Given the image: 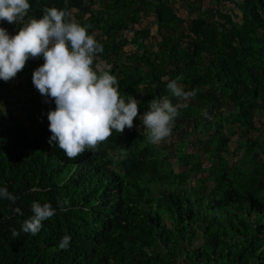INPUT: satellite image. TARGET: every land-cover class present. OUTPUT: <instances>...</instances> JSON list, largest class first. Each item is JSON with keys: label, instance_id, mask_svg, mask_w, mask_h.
<instances>
[{"label": "trees", "instance_id": "16d2710c", "mask_svg": "<svg viewBox=\"0 0 264 264\" xmlns=\"http://www.w3.org/2000/svg\"><path fill=\"white\" fill-rule=\"evenodd\" d=\"M29 3L26 19L40 18L45 7L90 12L89 5L100 3V12L76 21L89 34L108 35L96 62L111 66L121 94L140 101V114L164 95L186 104L179 119L190 120L197 141L205 135L212 143L204 149L208 169L193 185L196 155L175 147L181 169L174 172L166 154L147 142L137 118L132 129L113 132L97 151L69 159L47 142V112L55 109L54 101L41 96L32 80V91L20 99L23 85L43 64L42 57L30 58L16 75V93L9 87L16 77L0 80V103L26 121L5 124L0 111V187L17 197L14 204L0 199V264H264V201L255 196L264 190V139L244 135L264 114V0H241L237 19L210 9L182 27L167 0ZM188 7L192 11L193 3ZM147 8L158 37L148 46L137 41L142 29L135 27ZM0 27L14 35L20 25L0 21ZM120 30L132 31L135 51H120ZM172 79L196 96L172 97L166 88ZM222 99L230 106L225 115L215 112ZM205 108L211 119L201 115ZM232 124L238 132L229 130ZM239 149L229 165L224 153ZM33 201L56 210L35 236L21 231ZM13 229L20 235L13 237ZM64 235L71 237L67 250L58 248Z\"/></svg>", "mask_w": 264, "mask_h": 264}, {"label": "clouds", "instance_id": "9594fccd", "mask_svg": "<svg viewBox=\"0 0 264 264\" xmlns=\"http://www.w3.org/2000/svg\"><path fill=\"white\" fill-rule=\"evenodd\" d=\"M30 10L29 0H0V21L20 25L14 35L0 27V80L15 78L30 58H43L31 79L41 96L55 103V109L47 112L50 146L58 147L74 160L97 151L113 132L123 134L126 128L132 129L135 118H139L151 145H160L172 135L180 108L186 104H174L164 95L150 100L146 111L140 114V101L121 94L111 66L96 62L104 49L88 33V26H82L70 12L57 7H45L40 18L26 19ZM166 88L179 101L196 96V90L185 91L178 79L169 80ZM201 115L211 119L206 108ZM120 156L126 157L127 152L120 150ZM0 199L14 204L17 197L0 187ZM12 210L22 215L19 208ZM31 213L23 221L21 231L35 236L42 222L52 218L56 210L49 202L33 201ZM12 235L17 237L20 232L13 229ZM70 243V235H64L58 248L67 250Z\"/></svg>", "mask_w": 264, "mask_h": 264}, {"label": "rangeland", "instance_id": "374dc122", "mask_svg": "<svg viewBox=\"0 0 264 264\" xmlns=\"http://www.w3.org/2000/svg\"><path fill=\"white\" fill-rule=\"evenodd\" d=\"M167 2L172 6L174 12L176 13L178 27L187 25L189 21L194 17H205L210 9H217L237 19L239 14L238 6L241 4V0H200L199 2H196L195 0H167ZM190 3H193L192 11H189L188 6ZM194 7L197 8L195 9ZM89 8L90 12L76 10H71L70 12L72 17L76 20L79 18H85L90 13L96 15V11L100 12L102 10L100 3L91 4L89 5ZM214 15H216V13H214ZM236 15L237 17H235ZM135 27L142 29L143 35H141V37H138L137 41H141L144 45L148 46L149 44H153L157 40L158 37L156 34V26L153 20V13L150 8H147V10L141 15L138 23L135 24ZM90 35H94L96 40L100 44H102L106 40H109L107 34L97 30H93ZM132 35L133 34L131 30H120L117 32V34H115V41L117 45H119L121 52H131L135 51L138 48L137 45L131 41ZM18 80H20L19 75L16 77L14 82L9 83V87L12 93H16L15 83ZM30 80L32 79H29L27 81V84L23 85L20 99L24 97L26 93L32 91ZM229 110L230 106L223 99L220 100L218 106H216L215 108L216 114L221 115H225ZM0 111L2 113V120L5 124L26 123L19 111H9L2 103H0ZM137 121H139L137 127L141 126L139 118H137ZM190 126V120L185 121L179 119L178 117L175 127L172 130V135L166 141L162 142L160 145H157V147L161 152L166 154L167 160L174 172H178L179 169H181L178 167L175 160V154L173 151L175 147L186 152H192L196 155L195 161L199 166L190 173L189 182L190 185H193L194 181H196L195 179L201 177L208 169L209 162L207 160V154L206 152H204V149H207V147L210 149L209 145H211L212 142L205 135L197 136L198 139H200V141H197V139L189 131ZM231 129L232 131H239L236 124L229 125V130ZM244 135L250 138H255L258 141H262L264 139V114L261 117L254 119L253 126L248 127L246 130V134ZM229 144L231 145V147H234V145L236 144L235 136L232 137ZM241 151L242 150L239 149L234 150L230 154L224 153V157L227 159L229 165H232L236 161L239 155H241ZM259 157L263 159L262 154H260ZM245 165L246 164H244V166ZM212 185L213 183L211 181L207 182L208 190ZM255 196L258 199L264 201V190L257 192Z\"/></svg>", "mask_w": 264, "mask_h": 264}]
</instances>
